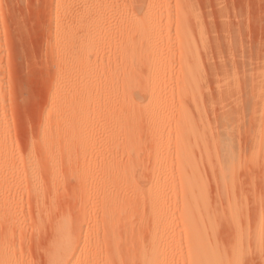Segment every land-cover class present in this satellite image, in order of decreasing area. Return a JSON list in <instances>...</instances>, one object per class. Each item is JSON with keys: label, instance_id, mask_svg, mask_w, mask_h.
Segmentation results:
<instances>
[{"label": "rangeland", "instance_id": "1", "mask_svg": "<svg viewBox=\"0 0 264 264\" xmlns=\"http://www.w3.org/2000/svg\"><path fill=\"white\" fill-rule=\"evenodd\" d=\"M79 1L0 0V264H67L71 252V264H141L142 254H151V264H202L204 250L215 251L216 264H264V152L252 149L249 132L241 123V128L233 129L242 136L228 157L232 161L226 164L227 158L222 163L212 156V163V157L209 161L205 156L204 142L192 136L181 114L187 109L195 123L196 103L207 105L199 93L214 88L207 83L205 90L196 88L197 93L180 79L184 60L193 61L181 44L183 16L185 26L195 30L186 2ZM191 1L201 13L203 27L210 29V40L229 45L225 38L234 31L239 43L233 45L239 53H264V0ZM217 6L225 10L224 19ZM77 14H83V48L90 53V66L80 64L70 52L69 39L63 37L78 23ZM145 14L149 22L140 31L133 22ZM227 14L231 16L225 20ZM223 20L236 25H225ZM139 44L137 64L132 65L124 52ZM212 58L217 62L216 54ZM145 87H154L161 103L158 110L153 104L144 106ZM79 91H83V105L86 96L90 102L101 101L83 118L81 131L89 144L83 150L75 147L77 130L70 127L82 118L76 110L82 102L74 96ZM133 93H138L139 107L126 115L127 99ZM208 110L207 105L206 115H211ZM129 132L132 156L125 147ZM155 169L161 172L157 187L149 189L155 183L151 178ZM139 185L145 198L136 193ZM155 193L162 200L159 208L150 196ZM106 197L117 198L115 202L125 207L110 229L103 224L105 202L100 201ZM201 207H207L206 212ZM61 215L69 217L75 243H54Z\"/></svg>", "mask_w": 264, "mask_h": 264}, {"label": "bare ground", "instance_id": "2", "mask_svg": "<svg viewBox=\"0 0 264 264\" xmlns=\"http://www.w3.org/2000/svg\"><path fill=\"white\" fill-rule=\"evenodd\" d=\"M69 1V0H67ZM79 1V0H78ZM83 0H80L79 2H81ZM180 1V0H179ZM186 3V7H187V12L191 15V17L194 19L195 21V30L194 32H191V30L188 29L187 26H185V21H184V16L182 17L181 19V38H182V46L184 44V48L183 50H185L186 53L185 55L187 54H192V58H193V61H187L184 60L185 62L183 63V68L181 69V71L183 70V74H182V81L183 84L185 83L186 86L188 87H192L194 90L197 88V90L200 88V87H204L203 90H205V85L207 83H212L213 84V90L212 92L208 91L207 89L205 91H203L204 93H199V98L203 101V99L205 98L206 101H207V105H208V108H210L212 114L211 115H206V107L207 105H205V103H196L192 104L195 105V110L197 111V121L195 123H192V120L190 118V113H188L187 109L183 111L182 114V117H184V120H185V123H186V127L187 129H189L190 133L192 134V136H197L200 140H202L204 142V150H205V156H208V159L209 161H211L210 157H218V159L220 161L218 162H222L223 161H226V158H227V162H225L226 164L228 163V160L231 158L228 159V157L230 156V153L234 152L232 150V148L234 147L235 143H239L238 141V137L239 135H241L239 133V135L237 136L236 135V132L233 131L234 129V126H239V128H241V123L245 126L244 128H247L248 132H249V139L251 140V147L252 149H255L254 151H257V149H259L260 151L264 152V49L262 50L263 54L262 55H257L254 54V53H250V55H247L249 53H247V51L245 50L244 52L246 53H239L238 50H236V48L238 47H234L233 43H236L237 46H238V43L236 41V38L237 37L236 35H234V31L232 32L233 34H231V32L228 34V39L225 38V41L229 43V45L225 43H222L220 44V42L216 43L215 40L214 42L212 40L209 39L208 37V31L210 30H206V28H208L206 26L203 27L204 23L202 24V20L203 18L200 19L201 17V13L199 12L200 14V17H199V14L197 13L196 9H195V5H193L192 1L191 0H184ZM216 1V0H215ZM61 2V1H60ZM65 2V1H64ZM77 2V1H76ZM182 2V1H181ZM218 2V1H217ZM222 3V1H221ZM63 4V3H62ZM78 4V2L76 3ZM82 4V3H81ZM181 4V3H180ZM219 4V2L217 3V5ZM75 5V4H74ZM221 5V4H219ZM63 6V5H62ZM82 6V5H81ZM185 7V6H184ZM219 7V6H217ZM223 7H226V6H223ZM65 9V8H64ZM66 10V9H65ZM198 10V9H197ZM241 10V9H240ZM62 11V10H61ZM60 11V12H61ZM66 12V11H65ZM218 12H219V16L222 17V8L219 7L218 8ZM217 12V13H218ZM225 12V10H224ZM224 12H223V15H224ZM75 13V12H74ZM83 13V12H81ZM181 13V12H180ZM228 13V12H227ZM66 14V13H65ZM71 14V13H70ZM187 14V13H186ZM67 15V14H66ZM180 15V14H179ZM217 15V16H218ZM239 15V14H238ZM70 16V15H69ZM74 16V15H72ZM206 16V15H205ZM218 16V18H219ZM231 16V15H230ZM229 16V17H230ZM60 17L63 19V14L62 16L60 15ZM66 17V16H65ZM75 17V16H74ZM77 17V21L78 23H74L76 24V26H74V28H72L70 30L69 28V31L67 32L68 34H65L63 37L67 36V39H69V42H70V47H71V54H74V56H76L77 59L80 60V64H81V61L85 62V64L87 66H90L92 61L90 59V53H88V49H85L83 48V14H80V15H76ZM75 17V18H76ZM147 15L145 14V16H141L140 18H136L133 22L134 26L137 27L138 30L140 31H143L144 27L148 24L149 20L146 18ZM226 17V15H225ZM228 14H227V17L225 18V20L228 18ZM235 17V16H234ZM74 18V19H75ZM223 18V17H222ZM224 19V18H223ZM227 19V20H228ZM61 19L58 18L56 19V23H61L60 21ZM70 20V19H69ZM73 20V19H72ZM76 20V19H75ZM207 20H208V17H207ZM224 21V24H230V22H225ZM231 21V19L229 20ZM220 22V20H219ZM221 23H223L221 21ZM231 22L230 25H233L235 23ZM224 24H222L224 26ZM244 24V23H243ZM60 25V24H59ZM221 25V24H220ZM236 25V24H235ZM234 25V26H235ZM220 27V31L218 32H221V28ZM243 26V25H242ZM230 27V26H229ZM228 25H227V28H229ZM236 27V26H235ZM205 28V29H204ZM237 29V27H236ZM224 30V29H223ZM244 30V28H243ZM207 32V33H206ZM216 32V30H214V33ZM223 32V31H222ZM229 32V30H228ZM226 31L225 34L228 33ZM238 31L236 30V33ZM224 33V32H223ZM64 34V33H63ZM239 36H240V31L238 32ZM213 35V34H212ZM217 36V34H214ZM213 35V36H214ZM210 36V35H209ZM222 37V35H221ZM66 40V38H64ZM86 39V38H85ZM217 39V38H216ZM233 39H235V41L233 42ZM239 39V38H238ZM67 41V40H66ZM218 41V40H217ZM68 42V41H67ZM66 42V43H67ZM180 44V46H181ZM224 44V45H223ZM230 44H231V47L233 46L234 48H230ZM235 44V46H236ZM140 45V44H139ZM131 46L133 47L132 49L130 50H126V52L124 53H127V55H129L128 57H130L129 59H131V63L132 65H136L137 64V55L139 54V51L141 50V45L140 46ZM128 47V46H126ZM129 46V48H131ZM135 47V48H134ZM66 48V47H65ZM69 48V47H68ZM181 48V47H180ZM243 48V47H242ZM250 48V47H249ZM126 49V48H125ZM236 50V51H232V50ZM252 50H254L252 48ZM257 51V50H256ZM260 51V49H259ZM73 52V53H72ZM183 52V51H182ZM236 52V53H234ZM249 52V50H248ZM254 52V51H253ZM239 53V54H237ZM257 53V52H256ZM213 54H216L217 56V62L213 61ZM253 54V56H252ZM254 55L256 57H254ZM72 56V55H71ZM73 56V57H74ZM203 56V57H202ZM204 59H202V58ZM71 58V57H70ZM75 58V59H76ZM72 59V58H71ZM72 61V60H71ZM74 61V59H73ZM78 61H76L77 63ZM94 63V62H93ZM182 63V61H181ZM71 64V63H70ZM78 64V63H77ZM95 66V65H94ZM93 67V66H92ZM67 73V72H66ZM64 74V73H63ZM141 76V74H140ZM100 78V77H99ZM99 78H97L99 80ZM146 78V75L144 76V74L142 75V79H145ZM185 87V86H184ZM189 88V89H190ZM79 90V89H78ZM183 90V89H182ZM193 90V91H194ZM60 91V90H59ZM196 91V90H195ZM80 92V91H79ZM198 93V91H196ZM77 92H75L76 94ZM193 94V93H192ZM196 93H194L195 95ZM74 95V94H73ZM192 95L193 98L197 95ZM77 99L79 98L81 100V104L79 105L78 109L77 110V113H79V117H82V118H79V120H74L73 123H71L70 127L72 130H77V136H76V141H74V145L75 147H79L83 150V147H88L89 144L87 143L86 141V137L83 135V131H81V128L83 127V118L86 119V117L88 116V111H89V108L91 107L92 109H96L99 105V103H101L100 101V98H98L97 100H93V102H90V99L88 96L85 97V100H84V105H83V91H81L79 94L77 93V95H74ZM137 96H138V93H133L132 95H130V97H128L127 99V103H128V110L125 111L126 115L127 114H130V109L132 111H134V109L138 108L139 107V103H137ZM143 96L145 98H147V101L146 103L144 104V106H149L150 104H153L155 110H158L159 106L161 105L160 103V99L156 98L155 97V89L154 87H151V88H148L145 87L143 89ZM185 96L187 97L188 95L185 94ZM103 97V96H102ZM184 97V96H183ZM197 98V97H196ZM104 99V98H103ZM187 99V98H186ZM198 99V98H197ZM196 99V100H197ZM72 100V99H71ZM196 100L194 101V103L196 102ZM200 100V101H201ZM68 101V100H67ZM185 101V100H184ZM199 101V100H198ZM74 100H73V104H74ZM162 102V101H161ZM72 103V102H71ZM190 103V101L188 102ZM75 105V104H74ZM67 106V105H66ZM71 106V104H70ZM77 106V105H76ZM75 106V107H76ZM187 106V105H186ZM182 107V106H181ZM194 107V106H192ZM68 108V107H67ZM71 108V107H70ZM77 108V107H76ZM127 108V107H126ZM74 110V109H73ZM154 110V111H155ZM194 110V111H195ZM208 110V111H210ZM72 111V110H71ZM180 111V110H179ZM74 112H76L74 110ZM73 112V114H74ZM130 112V113H129ZM75 113V114H77ZM133 113V112H132ZM131 113V114H132ZM196 113V112H195ZM71 114V113H70ZM193 114V113H192ZM78 115V114H77ZM116 115V114H115ZM124 115V114H123ZM125 115V116H126ZM73 116V115H72ZM181 117V116H180ZM195 117V116H194ZM72 118V117H71ZM75 118V117H74ZM127 118V117H126ZM129 118V117H128ZM78 119V118H77ZM131 119V118H130ZM248 119V121L246 120ZM70 120V119H69ZM183 120V121H184ZM72 121V120H71ZM127 122V121H126ZM125 123V122H124ZM129 123V122H128ZM135 123V122H134ZM133 124V123H132ZM236 124V125H235ZM129 125V124H128ZM135 125V124H134ZM184 126V124H183ZM67 127V126H66ZM125 127V126H124ZM130 127V126H129ZM128 128V127H127ZM68 129H69V126H68ZM70 129V131H71ZM131 128H129L130 130ZM185 129V128H184ZM184 129H183V132H184ZM75 130V132H76ZM126 130V129H125ZM182 130V129H181ZM236 130V128H235ZM127 131V130H126ZM192 131V132H191ZM241 131V130H240ZM42 134V133H41ZM73 134V133H72ZM128 134V135H127ZM125 134L126 135V149H128L127 151L130 153V155L132 156L133 155V148H134V145H132V135H131V132ZM246 134V133H245ZM187 135V134H186ZM242 136V135H241ZM240 136V137H241ZM239 137V138H240ZM42 138V137H41ZM132 138V139H131ZM44 139V138H43ZM46 139V138H45ZM73 140V139H72ZM71 140V141H72ZM39 141V140H38ZM46 141V140H44ZM249 141V140H248ZM184 141H182V144L184 145L183 143ZM47 143V142H46ZM196 144V142H195ZM200 144L202 145V143L200 142ZM249 144V143H248ZM52 145V144H51ZM73 145V144H72ZM199 145V144H198ZM244 145V144H243ZM2 146V145H1ZM68 146V145H67ZM71 146V145H70ZM186 146V145H185ZM192 146V145H191ZM69 147V146H68ZM76 147V148H77ZM189 147V145L187 146V148ZM199 147V146H198ZM48 148V147H46ZM71 148V147H70ZM185 148V147H184ZM257 148V149H256ZM235 149V148H234ZM246 149V148H245ZM252 149H251V154H252ZM186 148H185V153L184 155H186ZM232 150V151H231ZM253 151V153H254ZM127 152V154H128ZM190 152V151H189ZM247 152V151H246ZM258 152V151H257ZM255 152V156L258 157V155H256ZM47 153V152H46ZM236 153V152H235ZM242 153V152H241ZM190 153H188V156H189ZM260 155V153H257ZM183 155L184 158H187ZM199 155V154H198ZM264 156V153L262 154ZM187 156V155H186ZM244 156V155H243ZM193 157V155L191 156ZM212 157V160L214 163L215 160L213 159ZM232 157V155H231ZM253 157V155H252ZM30 159V158H29ZM28 159V161H29ZM52 159V158H51ZM205 159V158H204ZM223 159V160H222ZM225 159V160H224ZM235 159V158H234ZM233 159V160H234ZM32 160V159H31ZM187 160V159H185ZM189 160V159H188ZM187 160V162H188ZM200 160V159H198ZM206 160V159H205ZM229 160V161H230ZM183 161V160H182ZM190 161H195L194 160H189ZM232 161V160H231ZM191 162V163H193ZM208 162V161H206ZM239 162V160H238ZM24 163V162H22ZM27 163V161H26ZM191 163H187L191 165ZM201 163V162H200ZM217 163V161L215 162ZM224 163V164H225ZM245 163V162H244ZM29 164L31 165V162L28 163V167L31 168L29 166ZM111 164V163H110ZM116 164V163H115ZM224 164H219L218 165L221 167H223L222 165ZM234 164V163H233ZM23 166L25 164H22ZM33 165V164H32ZM193 165V164H192ZM191 165V167H192ZM111 166V165H110ZM117 166V164L115 165ZM197 166V165H196ZM226 166V165H224ZM234 166V165H233ZM27 167V165H25V168ZM27 167V168H28ZM188 167L190 168V166L188 165ZM198 167V166H197ZM202 167V165H201ZM214 167V165H213ZM105 168V167H104ZM103 168V169H104ZM114 168L111 166V169ZM117 168V167H116ZM125 168V167H124ZM131 168V167H129ZM194 168V166L192 167ZM236 168V167H234ZM123 169V168H122ZM198 169V168H197ZM196 169V170H197ZM221 169V168H220ZM130 170V169H129ZM184 170V169H183ZM212 170V169H211ZM231 170V168H230ZM118 171V170H117ZM128 170H126L127 172ZM131 171V170H130ZM220 171V170H219ZM218 171V172H219ZM235 171V170H234ZM81 172V170H80ZM79 172V175H83V170L82 172L80 173ZM112 172V171H111ZM120 172V170H119ZM126 172H124L126 175ZM133 172V170H132ZM226 172V171H225ZM116 173V172H115ZM114 173V174H115ZM122 173V172H121ZM129 173V171L127 172ZM159 172L158 170H153L152 171V181H155V183L151 184V186L149 187V189H155L157 187V180L159 178ZM106 174V173H105ZM132 174V173H130ZM128 174V175H130ZM151 174V173H150ZM149 174V175H150ZM228 174V172L226 173ZM116 175H119V174H116ZM127 175V176H128ZM190 175V174H189ZM218 175V173H217ZM221 175V174H219ZM121 176V175H120ZM119 176V177H120ZM131 176V175H130ZM133 176V174H132ZM151 176V175H150ZM191 176V175H190ZM222 176V175H221ZM226 176H229L226 175ZM117 177V176H116ZM118 177V178H119ZM125 177V176H124ZM219 177V176H218ZM130 178H133V177H130ZM129 178V179H130ZM192 178V177H191ZM125 179V178H124ZM150 179V178H149ZM194 179V178H193ZM191 179V180H193ZM196 179V177H195ZM215 179V178H214ZM133 180V179H131ZM188 180V179H187ZM228 180V179H227ZM29 181V180H28ZM119 181V180H118ZM138 181V180H137ZM151 181V182H152ZM37 182V181H36ZM35 182V183H36ZM116 182V181H115ZM184 182V181H183ZM233 182V181H232ZM31 183V182H30ZM104 183V182H103ZM138 183V182H137ZM140 183V182H139ZM190 183V182H189ZM229 184V180L227 182ZM114 184V183H113ZM131 184V183H130ZM133 184V183H132ZM159 184V183H158ZM185 185H186V182H185ZM188 185V184H187ZM43 186V185H42ZM183 186V185H182ZM135 187V186H134ZM192 187V186H191ZM44 188V187H43ZM107 188V187H106ZM105 188V190H106ZM136 188V187H135ZM186 188V187H185ZM190 188V187H189ZM188 188V190H189ZM195 188V186H194ZM138 192V194H142L141 196H145L144 194V188L143 186L139 185L137 186L136 188ZM148 189V190H149ZM45 190V189H44ZM193 190V189H192ZM226 190V189H225ZM43 191V190H42ZM133 191V190H131ZM201 191V190H200ZM104 192V191H103ZM197 192V191H196ZM196 192H193L194 194H196ZM36 193V192H35ZM107 193V192H106ZM111 193V192H110ZM189 193V192H188ZM194 194H193V197H194ZM199 194V192H198ZM163 195V194H162ZM264 195V194H263ZM102 196V195H101ZM107 196V194H106ZM153 200L152 202L157 206L158 205V208H159V205L161 204L160 202V195L159 193H155L153 196L152 194L150 195ZM189 196V195H188ZM236 196V195H235ZM96 197V196H95ZM104 197V196H103ZM138 197V196H137ZM196 197V196H195ZM102 198V197H101ZM135 198V197H134ZM145 198V197H144ZM143 198V199H144ZM117 199V198H116ZM115 198H109V197H106L104 198L103 200H100L102 202H105L104 204V210H103V218H104V223L108 228L110 227H113V223H114V219L116 218L115 215L117 214L119 216V214L122 213V211H124L123 208L125 207H121L119 206L118 202H115L116 200ZM128 199V198H127ZM163 199V197H162ZM188 199V198H187ZM202 199H203V196H202ZM139 200V199H137ZM145 200V199H144ZM189 200V199H188ZM216 200V199H215ZM235 200V199H234ZM99 201V202H100ZM118 201V199H117ZM141 201V200H140ZM194 201V200H193ZM198 201V200H197ZM200 201V200H199ZM205 201H206V198H205ZM230 201V200H229ZM99 203V204H102L103 203ZM129 202V201H128ZM234 202V201H233ZM232 202V203H233ZM126 202H124L125 204ZM160 203V204H159ZM200 203V202H199ZM92 204V203H91ZM94 204V203H93ZM96 204V203H95ZM217 204V203H216ZM98 205V204H97ZM122 205V204H121ZM127 205V203H126ZM125 205V206H126ZM130 205V204H129ZM162 205V204H161ZM165 205V204H164ZM196 205V204H195ZM229 205V204H228ZM257 205V204H256ZM94 206V205H93ZM102 207V206H101ZM100 207V208H101ZM132 207H133V204H132ZM140 207V206H139ZM198 207V206H197ZM226 207V206H225ZM230 207H231V203H230ZM234 207V206H233ZM203 207H201L202 209ZM207 208V207H206ZM206 208L203 210L204 212H206ZM229 208V207H228ZM103 209V208H102ZM199 209V208H198ZM234 209V208H232ZM231 209V210H232ZM230 210V212H231ZM126 211V210H125ZM134 211V210H133ZM181 211V210H180ZM199 211V210H198ZM210 211V210H209ZM216 211V210H215ZM214 211V212H215ZM235 210H233L234 212ZM238 211V209H237ZM242 211V210H241ZM262 211V210H261ZM132 212V211H131ZM156 212L158 214H160V210L157 209ZM191 212V211H188V213ZM193 212V211H192ZM223 212V211H222ZM216 213V212H215ZM156 214V213H155ZM156 214V216L158 215ZM191 214V213H190ZM209 214V213H208ZM232 214V213H230ZM161 215V214H160ZM168 215V214H167ZM181 215V214H180ZM192 215V214H191ZM190 215V216H191ZM196 215H198L196 213ZM211 215V214H209ZM236 215V213H235ZM207 216V215H206ZM220 216V215H219ZM232 219H233V216L234 215H231ZM61 218L58 220L59 223L57 225V234H56V238H55V241L54 243L57 244V245H60V244H67V243H75L73 242V230L72 232L70 231V221H69V217L67 218L65 215H61L60 216ZM125 217V216H123ZM186 217V215H185ZM192 217V216H191ZM226 217V216H224ZM102 218V217H101ZM128 218V217H127ZM183 218V217H182ZM236 218V217H235ZM234 218V219H235ZM100 219V218H99ZM194 219V218H193ZM192 219V220H193ZM208 219V218H207ZM217 219V218H216ZM226 219V218H225ZM101 220V219H100ZM116 220H119L118 218ZM121 220V219H120ZM185 220V219H184ZM238 220V219H237ZM212 221V220H211ZM70 222V223H69ZM118 222V221H116ZM194 222V221H193ZM196 222V221H195ZM236 222V221H235ZM123 223V222H122ZM190 223V221H189ZM212 223V222H211ZM233 223H234V220H233ZM238 223V222H237ZM236 223V224H237ZM127 224H128V221H127ZM191 224V223H190ZM199 224V223H198ZM240 224V223H239ZM97 225V224H96ZM192 225V224H191ZM190 225V226H191ZM205 225V224H204ZM189 226V227H190ZM206 226V225H205ZM211 226V225H210ZM239 226V225H238ZM55 228V227H54ZM109 228V229H110ZM114 228V227H113ZM127 228V227H126ZM192 228V227H191ZM202 228V227H201ZM93 229V228H92ZM106 229V228H105ZM108 229V230H109ZM124 229V228H123ZM193 229V228H192ZM192 229L190 230V232H192L193 234V231ZM238 229V228H237ZM115 230V229H114ZM113 230V231H114ZM197 230V229H196ZM195 230V232H196ZM243 230V229H242ZM94 231V230H93ZM112 231V232H113ZM122 231V230H121ZM121 231H120V234H121ZM124 231V230H123ZM239 231V230H237ZM92 232V231H91ZM108 232V231H107ZM194 232V234H195ZM203 232V231H202ZM240 232V231H239ZM55 233V232H54ZM125 233V232H124ZM201 233V232H199ZM244 233V232H243ZM242 233V234H243ZM96 234V232H95ZM202 234V233H201ZM200 234V235H201ZM239 234V233H238ZM199 235V236H200ZM125 236V235H124ZM198 236V234H197ZM198 236V237H199ZM240 236V235H239ZM75 237V235H74ZM79 237V236H78ZM115 237V236H114ZM196 237V236H194ZM200 239L202 238L203 239V235H201L199 237ZM198 238V239H199ZM76 240L77 239V236L75 238ZM115 239V238H114ZM118 239V238H117ZM197 237L193 240H198ZM75 240V241H76ZM98 240V239H97ZM206 241V240H205ZM77 243V242H76ZM100 243V242H99ZM199 243V241L195 242V245L197 246ZM209 243V242H208ZM111 244V243H110ZM203 245V244H201ZM205 245V244H204ZM117 245H115L116 247ZM200 247V245H198ZM57 252H58V247H56L55 249ZM196 250L199 251V248L197 249L196 247ZM208 250H204L203 251V255L202 256L203 258L199 259V260H202V264H216V262L214 261V254H215V251H211V253H207ZM144 253H146L144 251ZM198 253V252H197ZM59 255V253H56ZM55 254V255H56ZM141 254H142V251H141ZM165 254V253H164ZM198 254H201L200 252ZM207 255V256H206ZM72 252L69 254V257H68V260H67V264H71L70 260L72 259ZM209 256V257H208ZM163 259L161 261V263L164 261V256H162ZM198 258V257H197ZM141 264H151L152 261H153V258L151 257V254L147 255V254H142L141 256ZM140 259V260H141ZM198 263V261L196 262ZM201 263V262H199ZM198 263V264H199Z\"/></svg>", "mask_w": 264, "mask_h": 264}]
</instances>
